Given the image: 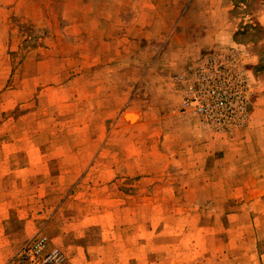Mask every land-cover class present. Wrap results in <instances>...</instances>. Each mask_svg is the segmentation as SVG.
<instances>
[{"label": "rangeland", "instance_id": "obj_1", "mask_svg": "<svg viewBox=\"0 0 264 264\" xmlns=\"http://www.w3.org/2000/svg\"><path fill=\"white\" fill-rule=\"evenodd\" d=\"M225 67L248 117L219 128L185 97ZM178 99L206 146L164 141ZM37 235L58 264H264V0H0V264Z\"/></svg>", "mask_w": 264, "mask_h": 264}, {"label": "built area", "instance_id": "obj_2", "mask_svg": "<svg viewBox=\"0 0 264 264\" xmlns=\"http://www.w3.org/2000/svg\"><path fill=\"white\" fill-rule=\"evenodd\" d=\"M213 73L215 74V70ZM192 77L195 82L186 90L187 108L199 113L205 123L219 128L231 124L239 126L246 122L248 112L243 92L247 78L243 72L225 67L212 82H207L206 76L198 78L195 73ZM45 246L46 237L37 235L25 247L24 253L25 257L29 258V264H58L62 259L59 251L46 253Z\"/></svg>", "mask_w": 264, "mask_h": 264}, {"label": "crops", "instance_id": "obj_3", "mask_svg": "<svg viewBox=\"0 0 264 264\" xmlns=\"http://www.w3.org/2000/svg\"><path fill=\"white\" fill-rule=\"evenodd\" d=\"M219 10H221V8L216 7L214 11L217 12ZM227 37L228 38H226V40H224L223 43L228 44V45L232 44L231 37L229 35ZM203 39L206 42V43H203V45H207V42H211V41H207V39H209V38L206 36H204ZM214 42L215 41H212L209 45H213ZM173 68L174 67H172V69ZM178 69H177V67H175L174 74L178 73V72H182L181 68L178 67ZM165 72L166 71L164 69H163V72L157 71V75L158 76L160 75L164 79L165 74H167V72L166 73ZM174 74H172V75H174ZM161 87L164 88V83L161 84ZM167 91L168 92L171 91V92L176 93V90L174 88H168ZM176 95H177V93H176ZM157 109L160 112H163V111L165 112V114L163 113V115H160V119L156 120L155 124H157V126H160V127H162V129L165 130L163 137H164V141H167L166 143H174V144L181 143V141H182L181 134H183L186 137L188 143H192L197 147L198 146H206L205 138L203 137V135L200 133V130H199V123H195V122L192 123L190 120L186 119L185 114H187V113L181 111V102H179V99H178L177 104L170 106L169 110L167 111V112H170L168 114H166L167 108H165L163 105L158 106ZM166 116H167V118H166ZM170 119H172V120H170ZM166 127H176L179 130H180V128H182V129H185V131L180 130L181 132L177 135H174L175 138H173V142H171L172 141L171 139H170V141H168V139L166 138L169 135V134H167L168 132H166ZM175 131H176V129H175ZM200 135H202V136L200 137ZM160 140H161V136L158 139V141H160ZM166 143L164 142V144H166ZM166 149H167V147H166ZM162 155L171 156V154H169L168 151H163ZM144 162L146 163V161H144ZM131 165L134 168L133 163ZM148 165H150V163ZM142 167L147 168L148 166H146V164H145ZM150 171L152 172V170H150ZM127 173H129V171ZM139 173H143V172L140 171ZM142 178H145V177H142ZM140 204L143 205V202L142 203L140 202ZM144 204H146V203H144ZM137 220H140V222H143L146 219H145V216H143V214H141V216H139Z\"/></svg>", "mask_w": 264, "mask_h": 264}, {"label": "bare ground", "instance_id": "obj_4", "mask_svg": "<svg viewBox=\"0 0 264 264\" xmlns=\"http://www.w3.org/2000/svg\"><path fill=\"white\" fill-rule=\"evenodd\" d=\"M135 114V113H134ZM134 114H130V115H128V116H130V118L131 119H135L136 118V115H134ZM138 117V116H137Z\"/></svg>", "mask_w": 264, "mask_h": 264}]
</instances>
